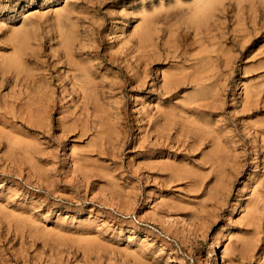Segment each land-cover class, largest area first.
Returning <instances> with one entry per match:
<instances>
[{"label":"rangeland","instance_id":"1","mask_svg":"<svg viewBox=\"0 0 264 264\" xmlns=\"http://www.w3.org/2000/svg\"><path fill=\"white\" fill-rule=\"evenodd\" d=\"M263 202L264 0H0V264H264Z\"/></svg>","mask_w":264,"mask_h":264},{"label":"bare ground","instance_id":"2","mask_svg":"<svg viewBox=\"0 0 264 264\" xmlns=\"http://www.w3.org/2000/svg\"><path fill=\"white\" fill-rule=\"evenodd\" d=\"M199 1V0H198ZM206 1V0H205ZM213 9V8H212ZM194 10V9H193ZM201 10V9H200ZM200 13V12H199ZM208 14V13H207ZM210 15V14H209ZM215 15V14H214ZM150 16V15H149ZM147 33H146V35H145V38L147 37ZM144 37V36H143ZM218 51V50H217ZM15 54V53H14ZM126 55V54H125ZM16 57H14L11 61H12V64H14L16 61H18V54H16L15 55ZM130 67V66H129ZM121 72H122V70H121ZM209 72V71H208ZM11 74V73H10ZM178 76H179V74H178ZM147 77V76H146ZM174 79V78H173ZM29 80V79H28ZM167 80V79H166ZM14 81V80H13ZM135 81V80H134ZM133 81V82H134ZM173 81V80H172ZM208 81V80H207ZM51 83V82H50ZM76 84V83H75ZM213 84V83H212ZM214 85V84H213ZM50 86V85H49ZM91 86V85H90ZM23 87V86H22ZM164 88V87H163ZM45 89V88H44ZM48 89V88H47ZM209 98V97H208ZM211 98V97H210ZM215 101V100H214ZM191 103V102H190ZM192 104V103H191ZM242 104V103H241ZM168 106V105H167ZM177 107V106H176ZM180 108V107H179ZM175 109V108H174ZM178 109V108H177ZM183 109V108H182ZM199 109V108H198ZM168 110V109H167ZM171 110H173V109H171ZM181 110V109H180ZM196 110V109H195ZM204 110V109H203ZM202 110V111H203ZM207 110V109H206ZM186 111V110H185ZM185 111H182V112H185ZM196 112V111H195ZM178 113H180V112H178ZM191 113V112H190ZM193 115V114H192ZM172 116V115H171ZM199 116V115H198ZM8 117V116H7ZM187 117V116H186ZM37 118V117H36ZM191 118V117H190ZM139 123V122H138ZM202 123V122H201ZM179 126V125H178ZM157 128V127H156ZM205 130V129H204ZM207 130V129H206ZM160 131V130H159ZM209 131V130H208ZM261 132V131H260ZM85 133V132H84ZM212 136H214V135H212ZM211 136V137H212ZM171 138V137H170ZM220 138V137H219ZM162 139V138H161ZM17 141V140H16ZM158 141V140H157ZM156 142V141H155ZM17 143V142H16ZM170 144V143H169ZM181 145V144H180ZM224 146H225V144H223ZM170 146V145H169ZM208 160V159H207ZM214 165H215V163H214ZM182 166V165H181ZM219 166V165H218ZM221 168V167H220ZM224 173V172H223ZM222 174V173H221ZM174 176H176V175H174ZM220 176V175H219ZM163 177V176H162ZM166 177V176H165ZM218 178V177H217ZM219 179V178H218ZM166 182V181H165ZM217 182V181H216ZM191 183H193V182H191ZM259 192V191H258ZM263 194V193H262ZM257 198H259V197H257ZM256 200V199H255ZM255 200H253V201H255ZM258 200V199H257ZM262 202V201H261ZM264 203V202H263ZM255 205V204H254ZM259 205V204H258ZM248 206V205H247ZM261 208V207H260ZM262 212V211H261ZM254 213V212H253ZM250 222V221H249Z\"/></svg>","mask_w":264,"mask_h":264}]
</instances>
